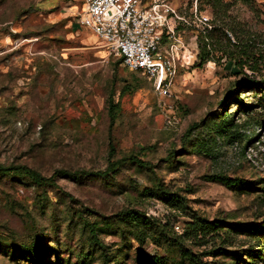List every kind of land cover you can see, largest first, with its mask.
Returning <instances> with one entry per match:
<instances>
[{
    "label": "rangeland",
    "instance_id": "obj_1",
    "mask_svg": "<svg viewBox=\"0 0 264 264\" xmlns=\"http://www.w3.org/2000/svg\"><path fill=\"white\" fill-rule=\"evenodd\" d=\"M167 1L209 26L163 95L85 0H0V264H264V0Z\"/></svg>",
    "mask_w": 264,
    "mask_h": 264
},
{
    "label": "built area",
    "instance_id": "obj_2",
    "mask_svg": "<svg viewBox=\"0 0 264 264\" xmlns=\"http://www.w3.org/2000/svg\"><path fill=\"white\" fill-rule=\"evenodd\" d=\"M196 21L167 0H85L80 24L104 40L110 54L140 71L161 94H171L178 67L191 63L184 29L196 22L205 29L209 18L195 11ZM195 22V23H194Z\"/></svg>",
    "mask_w": 264,
    "mask_h": 264
},
{
    "label": "trees",
    "instance_id": "obj_3",
    "mask_svg": "<svg viewBox=\"0 0 264 264\" xmlns=\"http://www.w3.org/2000/svg\"><path fill=\"white\" fill-rule=\"evenodd\" d=\"M200 54H201V52L199 53V55ZM121 60L123 62V58L122 57H121ZM130 71L142 74L140 71H133V70H130ZM253 84H256V86H263L264 87V80L261 81V82H253ZM127 88L129 89V87H125L124 90H126ZM115 100L116 99H115L114 95H110L109 104H110V114H111L110 115L111 116V125H113L115 120H116V112H117V109L119 107L118 103H115L116 102ZM226 125L227 124L225 123V121H223L222 123L217 124V128H218L217 130H219L221 132H223V131L225 132L226 128H227ZM114 151H115V149L112 148L111 149V156L114 155ZM124 162H135V163H138V164H140L142 166H147L149 164V162L143 160L137 154H130V155L124 156L120 161L111 160L109 162L107 168L104 171L99 172L98 174L102 175V176L112 175L116 171H118V169L120 168L121 164L124 163ZM0 171L10 172V171H12V169L4 167L3 165L0 164ZM23 172L27 173V174H30L32 179L35 180L37 183L43 184V183H46V182L52 180V178H45V177L41 176L39 173H37L36 171H32V170H30L28 168H25Z\"/></svg>",
    "mask_w": 264,
    "mask_h": 264
},
{
    "label": "bare ground",
    "instance_id": "obj_4",
    "mask_svg": "<svg viewBox=\"0 0 264 264\" xmlns=\"http://www.w3.org/2000/svg\"><path fill=\"white\" fill-rule=\"evenodd\" d=\"M96 36V35H95ZM97 37V36H96Z\"/></svg>",
    "mask_w": 264,
    "mask_h": 264
}]
</instances>
